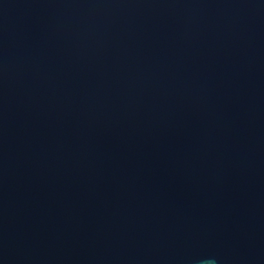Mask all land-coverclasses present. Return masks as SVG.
I'll use <instances>...</instances> for the list:
<instances>
[{
	"label": "water",
	"instance_id": "water-1",
	"mask_svg": "<svg viewBox=\"0 0 264 264\" xmlns=\"http://www.w3.org/2000/svg\"><path fill=\"white\" fill-rule=\"evenodd\" d=\"M264 264V0H0V264Z\"/></svg>",
	"mask_w": 264,
	"mask_h": 264
},
{
	"label": "flooded vegetation",
	"instance_id": "flooded-vegetation-1",
	"mask_svg": "<svg viewBox=\"0 0 264 264\" xmlns=\"http://www.w3.org/2000/svg\"><path fill=\"white\" fill-rule=\"evenodd\" d=\"M146 264H150V263H146Z\"/></svg>",
	"mask_w": 264,
	"mask_h": 264
}]
</instances>
